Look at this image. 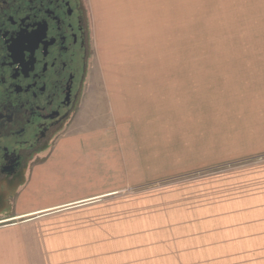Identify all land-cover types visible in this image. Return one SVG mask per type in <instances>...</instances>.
I'll use <instances>...</instances> for the list:
<instances>
[{
	"label": "rangeland",
	"instance_id": "obj_1",
	"mask_svg": "<svg viewBox=\"0 0 264 264\" xmlns=\"http://www.w3.org/2000/svg\"><path fill=\"white\" fill-rule=\"evenodd\" d=\"M86 3L92 56L63 130L120 69H166L178 97L156 116L142 184L31 264H264V0H103L104 18Z\"/></svg>",
	"mask_w": 264,
	"mask_h": 264
},
{
	"label": "crops",
	"instance_id": "obj_2",
	"mask_svg": "<svg viewBox=\"0 0 264 264\" xmlns=\"http://www.w3.org/2000/svg\"><path fill=\"white\" fill-rule=\"evenodd\" d=\"M93 1L104 18L103 0ZM102 22V26L121 25L120 20ZM160 68L110 72L88 113L75 118L32 163L25 182L16 189L12 212L0 216V264H31L35 254L29 252L69 251L47 246H60L53 237L84 234L81 230L86 229L76 223L83 214L123 202L128 189L142 184L148 175L143 161L156 146L152 138L156 116L168 113V101L178 97L174 77ZM214 96L213 104L218 105ZM203 207L201 214L214 206ZM67 218L76 221L68 223ZM193 218L218 220V215Z\"/></svg>",
	"mask_w": 264,
	"mask_h": 264
},
{
	"label": "flooded vegetation",
	"instance_id": "obj_3",
	"mask_svg": "<svg viewBox=\"0 0 264 264\" xmlns=\"http://www.w3.org/2000/svg\"><path fill=\"white\" fill-rule=\"evenodd\" d=\"M91 56L86 0H0V216L78 107Z\"/></svg>",
	"mask_w": 264,
	"mask_h": 264
}]
</instances>
